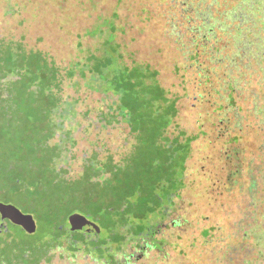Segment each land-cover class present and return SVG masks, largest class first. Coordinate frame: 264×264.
I'll use <instances>...</instances> for the list:
<instances>
[{
    "label": "trees",
    "instance_id": "trees-1",
    "mask_svg": "<svg viewBox=\"0 0 264 264\" xmlns=\"http://www.w3.org/2000/svg\"><path fill=\"white\" fill-rule=\"evenodd\" d=\"M203 1L206 4H202ZM259 1L146 0L142 3L136 9V18L139 20L140 10L144 9L151 18L141 27H151L155 21L158 24L157 38L163 42H160L161 48L154 46L155 52L167 53L174 76L179 77L180 69L184 73V79L178 84L182 93L164 87L160 80L163 68L150 60L139 59L134 51L124 61L115 53L106 55L105 71H111L105 74H109L106 78L112 88L107 95L122 107L124 117L133 123L131 132L143 131L140 126L146 121L151 129L150 138L144 151L140 153V145L133 142L129 154L122 158H116L110 151L101 157L100 150L84 155L81 174L76 178L69 173L71 161L75 160V140L72 131L66 128L68 125L58 123L55 111L67 108L71 112L68 116L73 114V102L64 95L65 82L78 73L84 79L89 78L92 68L84 65L95 63L91 59L97 56L89 53L85 59L78 57L66 66L60 65L49 52L29 46L25 38L0 35L1 201L32 214L42 227L49 226V237L39 242L51 246L62 244L72 251H77L80 245L98 246L104 242L98 240L99 233L71 229L70 219L77 214L86 216L104 229L109 238H117L122 243H133V233L163 239L159 235L165 221L178 209L177 199L187 185V160L193 141L199 137L177 126L181 98L192 97L209 103L214 113L229 110L239 115L235 111L239 109L237 100L246 94V89L256 90L255 99L260 93L264 94V18L258 11L254 19L255 14L249 9ZM219 13L220 25L217 17H213ZM128 25L141 28L139 24ZM118 37L117 42H127L119 41ZM173 42L175 57L168 49ZM47 85L57 86L58 93L47 91L44 94L42 90ZM10 95L12 114L5 109ZM214 95H221L226 103L218 106L211 102ZM22 97L28 103L26 109L21 106ZM143 102L149 103L146 115L142 113ZM258 102L254 103L256 109L261 106ZM104 114L107 118L111 110ZM243 126L239 117L237 131ZM178 128L182 134L173 136ZM226 131L223 127L221 133ZM239 135L231 134L228 145L237 143ZM162 139L167 140L171 148L164 147ZM240 152L241 149L234 148L226 153L227 165L234 166L223 182L228 192L239 184L242 191L243 182L239 179L243 175L244 161L240 160ZM101 179H105L104 185ZM246 181L249 192L255 193L256 178L250 176ZM8 222L0 232V247L10 245L12 240ZM170 222L174 227L183 224L181 219ZM215 230L216 226L204 229L202 235L210 241ZM23 242L14 239V244L21 249L20 255L25 258L33 246H25ZM214 261L212 257L210 264ZM179 264H188L187 259Z\"/></svg>",
    "mask_w": 264,
    "mask_h": 264
},
{
    "label": "rangeland",
    "instance_id": "rangeland-1",
    "mask_svg": "<svg viewBox=\"0 0 264 264\" xmlns=\"http://www.w3.org/2000/svg\"><path fill=\"white\" fill-rule=\"evenodd\" d=\"M145 2L146 0H0V35L18 39L23 37L29 46L49 52L60 65L66 66L78 57L85 59L89 53L97 56L91 59L95 63L84 65L92 68L89 78L84 79L78 73L65 82L64 95L73 102V114L68 116L71 112L67 108L62 112L61 109L55 111V117L60 120L58 123L65 122L75 140V160L71 161L69 172L73 178L81 174L84 155H92V152L100 150L101 157L110 151L116 158H122L129 154L133 142L140 145V153L144 151L143 147L150 138L148 123L145 121V125L140 126L143 131L132 133L133 123L124 117L122 107L107 95L112 92V88L109 78H106L109 74H105L111 71H105L106 55L115 53L124 61L134 51L139 59L150 60L163 68L160 80L164 87L182 93L178 84L184 79V73L180 69V72L177 71L179 77L174 76L167 53L155 52L154 46H158L156 49L161 48L160 42H163L157 38L158 24L155 21L151 27H141L147 25L151 18L144 9L140 10V21L136 18V9ZM202 4L206 2L203 1ZM249 9L255 14L254 19H257L258 11L264 18V0ZM114 12L121 15L112 16ZM213 17H217L219 25L222 24L219 22L222 18L220 13ZM213 17L210 16L211 19ZM126 18L131 25L139 24L141 28L127 27L130 22ZM118 34L121 35L118 37ZM117 37L119 41L125 40L129 44L117 42ZM171 45L168 48L169 54L175 57L172 51L176 49V44L173 42ZM57 88L55 85H47L42 91L44 94L47 91L58 93ZM244 92L246 94L237 100L239 109L235 111L239 115L229 110L214 113L209 103L196 101L192 97H182L179 101L177 126L189 135L198 134L199 137L193 141L192 153L187 160V185L180 199H177L178 209L174 216L165 221L164 229L159 235L163 239L155 240L152 235L133 233V243H122L117 238H109L103 229L99 232L100 235L94 234L99 235L98 240H104L102 244L80 245L77 251H72L62 244L51 246L39 242L40 239L49 237L50 230L49 226L42 227L36 219L37 228L33 233L9 220L7 230L10 231L12 240L10 245L0 247V264H179L186 259L188 264H210L212 257L215 261L211 264H264V110L261 111L264 108V94L260 93L258 99H255L256 90L248 88ZM12 99L10 95L5 106L9 114L13 112ZM256 100L261 105L257 109L254 108ZM211 102L218 106L226 103L221 95L212 96ZM21 106L27 108L25 98L22 99ZM141 107L142 113L146 115L149 103L143 102ZM108 110H111V114L105 118L104 113ZM239 117L244 125L240 132L236 127ZM223 127L224 131H228L221 133ZM180 128L172 135H181ZM236 133L240 134L239 141L228 145L229 136H235ZM162 140L164 147L171 148L167 140ZM234 148L242 150L240 160L244 161L243 175L239 180L243 182V186L242 191L239 190V184L228 192L223 182L234 166L227 165L226 153ZM250 176L256 178L258 183L253 194L249 192L246 181ZM100 181L105 184V179ZM171 218L181 219L182 226L174 227L170 222ZM214 226L217 230L212 231L213 237L208 241L209 237L205 238L202 232ZM14 239L23 240L25 246H33V252L29 250L23 258Z\"/></svg>",
    "mask_w": 264,
    "mask_h": 264
},
{
    "label": "water",
    "instance_id": "water-1",
    "mask_svg": "<svg viewBox=\"0 0 264 264\" xmlns=\"http://www.w3.org/2000/svg\"><path fill=\"white\" fill-rule=\"evenodd\" d=\"M0 214L2 220H10L11 222L22 225L29 233L36 231L37 223L34 216L30 213L23 212L19 207L11 203L0 201ZM72 230H82L92 233H99L101 228L84 215H73L70 219Z\"/></svg>",
    "mask_w": 264,
    "mask_h": 264
},
{
    "label": "flooded vegetation",
    "instance_id": "flooded-vegetation-1",
    "mask_svg": "<svg viewBox=\"0 0 264 264\" xmlns=\"http://www.w3.org/2000/svg\"><path fill=\"white\" fill-rule=\"evenodd\" d=\"M172 216H174V215H172ZM173 218H171L170 220H172ZM0 220H1V222H0V232H1V230H2V228H3V226H4V223L6 224V222H7V219L6 220H2L1 219V216H0Z\"/></svg>",
    "mask_w": 264,
    "mask_h": 264
}]
</instances>
